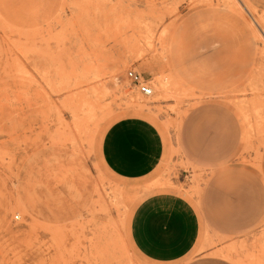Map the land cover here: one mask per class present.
<instances>
[{"label":"rangeland","instance_id":"rangeland-1","mask_svg":"<svg viewBox=\"0 0 264 264\" xmlns=\"http://www.w3.org/2000/svg\"><path fill=\"white\" fill-rule=\"evenodd\" d=\"M250 2L257 11L245 0H0V264H189L213 253L264 264V0ZM224 109L232 139L205 151ZM131 114L166 142L141 179L116 175L101 154L107 127ZM218 177L231 203L251 193L252 213L229 231L206 206ZM164 182L203 218L194 249L169 262L143 255L130 232L138 202Z\"/></svg>","mask_w":264,"mask_h":264},{"label":"crops","instance_id":"crops-1","mask_svg":"<svg viewBox=\"0 0 264 264\" xmlns=\"http://www.w3.org/2000/svg\"><path fill=\"white\" fill-rule=\"evenodd\" d=\"M247 1L255 8L250 0ZM229 121L230 117L224 109L213 123L216 134L207 141L205 151L227 148L232 139ZM187 145L194 147L189 139ZM165 147L164 135L153 120L144 115L131 114L117 118L107 127L101 154L107 167L116 175L125 179H141L157 168ZM228 182L227 178L218 177L206 203L210 220L224 231L233 230L236 223L246 221L247 214L253 211L250 192H239L232 203L223 193L224 196H219L221 188L230 187ZM239 183L244 184L243 180ZM162 184L164 190L146 195L136 205L131 218V238L146 257L161 262L177 261L187 256L198 243L203 218L185 195L175 190H165L174 187L165 182ZM189 264L236 263L213 253L200 255Z\"/></svg>","mask_w":264,"mask_h":264},{"label":"built area","instance_id":"built-area-1","mask_svg":"<svg viewBox=\"0 0 264 264\" xmlns=\"http://www.w3.org/2000/svg\"><path fill=\"white\" fill-rule=\"evenodd\" d=\"M126 75L142 93L146 95H151L153 93V86L150 84L149 79L146 78L144 73L131 67L127 69Z\"/></svg>","mask_w":264,"mask_h":264},{"label":"bare ground","instance_id":"bare-ground-1","mask_svg":"<svg viewBox=\"0 0 264 264\" xmlns=\"http://www.w3.org/2000/svg\"><path fill=\"white\" fill-rule=\"evenodd\" d=\"M246 1V3L250 6V8L252 9V10H254V11H257L256 10V8H254L247 0H245ZM247 11H248V13L254 18L255 17V13L254 12H251L249 9H247ZM260 16H262V19H260L261 21H263L262 22V28L264 29V12H262V13H260L259 14ZM257 17V16H256ZM255 19V21L257 22V20H256V18H254ZM258 23V22H257ZM263 32H264V30H263ZM154 89H153V93L151 94V95H147V96H150L151 98H155V96H156V94H157V90H155V87H153ZM147 98V97H146ZM144 102V104L146 105L147 104V102H145V101H143Z\"/></svg>","mask_w":264,"mask_h":264}]
</instances>
